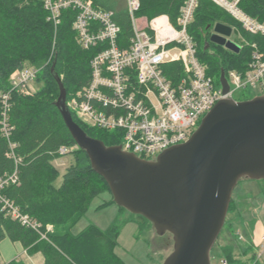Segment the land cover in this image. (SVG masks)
<instances>
[{
  "label": "trees",
  "instance_id": "trees-1",
  "mask_svg": "<svg viewBox=\"0 0 264 264\" xmlns=\"http://www.w3.org/2000/svg\"><path fill=\"white\" fill-rule=\"evenodd\" d=\"M91 1L95 7L112 12L113 20L121 28L118 43L121 48L128 47L134 34L128 1ZM139 1L137 17L150 20L166 14L177 24L187 0ZM238 4L248 14L264 20V0H239ZM76 15L75 9H62L60 23L55 27L48 18L45 0H0V181L8 180L1 193L42 225V229L36 230L22 224L7 213L0 200V242L4 238L20 241L29 255L40 252L43 264H126L115 252L119 235L117 223L107 229L89 224L77 233L72 231L92 200L110 190L105 178L93 169L87 153L75 142L56 105L60 93L57 79L64 83L69 98L88 83L90 60L102 47H81L73 28ZM217 23L232 28L240 26L212 0H199L188 33L208 75L220 85L223 69L226 73L230 69L247 70L253 44L264 49V38L240 28L243 39L238 42L240 50L235 52L210 40L212 26ZM47 59L48 66L37 77L44 81L43 86L28 91L16 88L11 77L14 71L25 63L34 65ZM165 73L176 81L183 73V64L167 63ZM5 94L8 95L6 100ZM250 98L252 96L246 99ZM72 115L89 135L102 139L106 145L121 143L119 131L91 127ZM5 116L11 130L9 137L3 131ZM64 145L75 146L69 152L75 159L57 185L60 170L54 161L61 156L59 148ZM14 173L13 181L10 176ZM47 224L53 225L52 231H46ZM42 230L46 231L47 238L41 237ZM224 250L228 252L227 262L232 261L231 249ZM7 264L26 263L13 259Z\"/></svg>",
  "mask_w": 264,
  "mask_h": 264
},
{
  "label": "built area",
  "instance_id": "built-area-1",
  "mask_svg": "<svg viewBox=\"0 0 264 264\" xmlns=\"http://www.w3.org/2000/svg\"><path fill=\"white\" fill-rule=\"evenodd\" d=\"M127 1L134 34L129 46L121 48L118 43L121 28L113 20L111 11L95 7L91 0H45L48 18L55 27L60 23L62 9H75L73 28L77 42L83 48L102 46L90 60L88 83L66 99L68 109L91 127L119 131L122 149L154 160L166 148L187 141L220 99L233 98L240 90L259 94L264 91V49L256 43L247 70L230 69L226 73L230 85L227 94L223 93L221 83L217 85L208 75L188 33L199 0L186 1L177 25L162 14L148 20L143 27L138 25L136 16L140 1ZM212 1L246 31L264 38V20L248 14L236 1ZM173 62L183 64V73L176 81L165 73V64ZM26 69L21 77L12 79L16 88L28 91L37 68ZM7 97L5 94L4 99ZM3 131L7 137L11 135L7 116ZM74 148L64 145L59 153L66 154ZM15 177L16 173L10 179L14 181ZM7 183V179L0 181V200L7 213L24 225L42 229L39 221L23 213L1 193ZM50 230H53L52 224L46 227V231ZM46 231L40 232L42 238H47ZM223 263L228 264L227 260Z\"/></svg>",
  "mask_w": 264,
  "mask_h": 264
},
{
  "label": "water",
  "instance_id": "water-1",
  "mask_svg": "<svg viewBox=\"0 0 264 264\" xmlns=\"http://www.w3.org/2000/svg\"><path fill=\"white\" fill-rule=\"evenodd\" d=\"M232 31L217 23L210 40L237 52L240 45L229 38ZM57 80L56 105L93 169L107 181L114 201L149 219L158 234L172 233L173 251L163 264H211L210 252L224 226L233 189L243 177L264 178V94L220 99L187 141L149 160L89 135L74 120L67 90ZM219 80L227 94L224 69Z\"/></svg>",
  "mask_w": 264,
  "mask_h": 264
},
{
  "label": "rangeland",
  "instance_id": "rangeland-1",
  "mask_svg": "<svg viewBox=\"0 0 264 264\" xmlns=\"http://www.w3.org/2000/svg\"><path fill=\"white\" fill-rule=\"evenodd\" d=\"M233 1L239 2V0ZM138 25L145 26V22L140 21L139 17ZM214 27L215 24L212 26L211 31L214 30ZM240 28L244 29L241 24L233 28L232 34L229 37L237 43L243 39L240 34ZM52 56L53 51L50 54V60ZM49 59L34 65L29 62L25 63L11 77H21L26 70H29L26 68L36 67V78L31 80L30 84L34 90L38 89L43 86L44 81L37 80V77L48 66ZM259 93L258 91L252 90H240L234 94L233 98L236 100H245ZM74 159L75 155L68 152L61 154L54 161L60 170V176L56 181L57 184L60 183L62 174L74 162ZM113 200V194L110 190L98 194L92 200L86 213L73 226L72 231L79 232L89 224H95L101 229H107L115 222L119 225V235L115 252L126 264H163L165 258L173 251L174 240L172 233L166 232L162 235L158 234L149 219L139 217L128 209L119 206ZM263 245L264 178L251 179L243 177L233 189L232 200L224 226L210 252L211 264H224V260L228 261L226 258V253L228 252L224 250L227 247L233 252V259L228 264H264ZM24 259L29 260V257L25 255ZM0 264L7 263L0 262Z\"/></svg>",
  "mask_w": 264,
  "mask_h": 264
},
{
  "label": "crops",
  "instance_id": "crops-1",
  "mask_svg": "<svg viewBox=\"0 0 264 264\" xmlns=\"http://www.w3.org/2000/svg\"><path fill=\"white\" fill-rule=\"evenodd\" d=\"M139 20L144 21L145 25L148 21L146 17H139ZM25 255L29 257L30 262L29 260L24 259ZM13 259H21L26 264H43L44 262V257L40 252L35 253L33 255H29L26 248L22 245L20 241H12L9 238H4L0 242V262L7 263Z\"/></svg>",
  "mask_w": 264,
  "mask_h": 264
},
{
  "label": "bare ground",
  "instance_id": "bare-ground-1",
  "mask_svg": "<svg viewBox=\"0 0 264 264\" xmlns=\"http://www.w3.org/2000/svg\"><path fill=\"white\" fill-rule=\"evenodd\" d=\"M74 22V21H73Z\"/></svg>",
  "mask_w": 264,
  "mask_h": 264
}]
</instances>
